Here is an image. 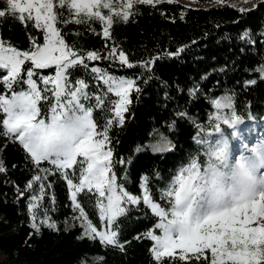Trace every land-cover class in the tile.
<instances>
[{"label":"snow or ice","instance_id":"snow-or-ice-1","mask_svg":"<svg viewBox=\"0 0 264 264\" xmlns=\"http://www.w3.org/2000/svg\"><path fill=\"white\" fill-rule=\"evenodd\" d=\"M4 2L7 7L0 10V18L10 16L25 27L31 22L42 35V42L39 37L29 36L28 50H19L0 39V72L5 73L0 75L4 88L0 93V136L18 144L35 169L26 185L28 189L38 185L39 189L27 206L34 232L39 233L42 226L57 230L48 210L43 209L42 217L40 211L45 181L58 173L67 185L76 214L73 219L82 229L78 239H98L105 246L123 249L116 222L130 207L143 204L157 218L154 229L145 233L153 242L150 252L154 264H164L165 259L170 264H264V137L250 146L241 136L239 154H232L223 126L237 129L243 118L237 115L231 95L212 100L215 112L210 125L212 133L219 136L211 141L198 138V143L206 146L205 161L192 157L177 170L159 189L163 205L153 198L146 175L139 184L141 195L129 193L118 183L109 133L114 126L124 125L132 93H139L140 88L136 79L115 76L95 65L89 68L88 62L104 60L110 65L141 67L151 72L155 61L162 57L139 64L131 62L118 45L109 43L110 30L113 16L127 23L134 15L135 4L155 7L165 0H126L119 11L113 7V0ZM101 9H107L108 14ZM94 21L100 23L101 31L91 27L90 31L105 41L103 52H84L66 42L61 25L90 26ZM240 38L249 44L256 42L248 31ZM183 51L180 48L165 55L179 56ZM77 67L88 70L103 88L90 91L85 79H70L71 70ZM46 69H54V74H43L41 70ZM197 91L194 87L189 95L195 96ZM42 103L48 106L46 115L42 114ZM95 111L107 114L102 126L94 117ZM229 135L235 138L237 132ZM45 163L49 166L44 167ZM6 171L0 160V173ZM81 194L95 195L100 227L80 203ZM52 201L55 203L54 196Z\"/></svg>","mask_w":264,"mask_h":264},{"label":"trees","instance_id":"trees-1","mask_svg":"<svg viewBox=\"0 0 264 264\" xmlns=\"http://www.w3.org/2000/svg\"><path fill=\"white\" fill-rule=\"evenodd\" d=\"M199 1L211 5L194 7L165 0L155 7L135 4L134 15L127 23L113 16L109 43L118 45L135 64L161 56L151 72L141 67L110 65L104 60L88 62L89 68L95 65L115 76L136 79L140 91L132 93L125 123L114 126L109 133L113 159L117 161L114 171L118 183L133 195H141L139 184L146 175L153 198L162 205L159 189L166 186L177 170L187 165L192 157H198L201 163L205 161L206 146L198 143V138L211 141L219 136L212 133L210 125L215 112L213 99L231 95L237 115L243 118L237 129L223 126L233 155L239 154L241 136L250 146L264 137V37L261 36L264 2L255 8L239 9L228 4L230 0ZM123 3L126 0H113V7L122 10ZM6 7L4 0H0V10ZM101 11L108 14L107 9ZM60 27L66 33V42L77 49L104 51L105 41L90 31L91 27L100 32L99 22L94 21L90 26L68 24ZM245 31L256 41L254 44L240 38ZM30 35L39 37L42 42V35L31 22L25 27L10 16L0 18V39L17 49H29ZM180 48L184 51L179 56L165 55ZM41 71L45 75L54 74V69ZM77 78L85 79L90 91L103 88L102 83L95 81L83 67L71 70L70 79ZM194 87L198 91L190 96L189 90ZM3 92V85H0V93ZM41 109L46 115L47 104L42 103ZM180 113L187 115L181 117ZM105 115L101 111L94 112L101 126ZM231 131H236L237 137L230 136ZM121 159L124 164L118 163ZM0 160L7 169L0 173V264H154L150 252L153 242L145 233L154 229L157 218L143 204L130 207L116 222L123 249L105 246L98 239H78L82 229L73 219L76 214L66 182L57 173L45 181L40 211L42 217L43 209L48 210L57 230L42 226L36 233L30 226L27 206L30 197L38 194L39 189L38 185L26 188L35 169L25 158L22 148L2 136ZM49 183L50 188L47 187ZM78 199L89 218L100 227L95 195L81 194ZM155 231L159 234V230ZM164 264L170 262L165 259Z\"/></svg>","mask_w":264,"mask_h":264},{"label":"rangeland","instance_id":"rangeland-1","mask_svg":"<svg viewBox=\"0 0 264 264\" xmlns=\"http://www.w3.org/2000/svg\"><path fill=\"white\" fill-rule=\"evenodd\" d=\"M173 1H180L182 3H185L190 6H194V7H201V6L206 7V6L211 5L210 3H202L199 0H173ZM263 2L264 0H230L227 3L239 9H250V8L257 7L260 3H263ZM262 74L264 75V70ZM153 149L157 150L155 146L153 147Z\"/></svg>","mask_w":264,"mask_h":264}]
</instances>
